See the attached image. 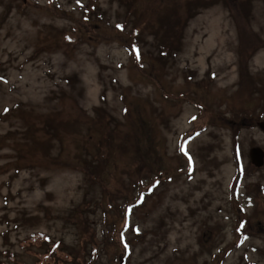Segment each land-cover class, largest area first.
I'll return each mask as SVG.
<instances>
[{
  "label": "rangeland",
  "instance_id": "obj_1",
  "mask_svg": "<svg viewBox=\"0 0 264 264\" xmlns=\"http://www.w3.org/2000/svg\"><path fill=\"white\" fill-rule=\"evenodd\" d=\"M191 1L0 0V264H33L34 232L90 252L85 231L99 242L93 264H264V167L249 158L264 150V2H253L247 34L261 45L246 64L222 0L194 15ZM130 2L146 15L135 22L184 31L163 57V36L146 30L142 71L117 30ZM109 129L127 192L109 188L105 218L85 204L100 183L71 166ZM137 197L127 226L120 207ZM81 210L87 223L71 220ZM111 222L124 253L108 241Z\"/></svg>",
  "mask_w": 264,
  "mask_h": 264
},
{
  "label": "trees",
  "instance_id": "obj_2",
  "mask_svg": "<svg viewBox=\"0 0 264 264\" xmlns=\"http://www.w3.org/2000/svg\"><path fill=\"white\" fill-rule=\"evenodd\" d=\"M255 0H222L223 5L230 10L232 19L236 23V26L238 28V31H240V45L242 46V55L241 58L246 60L249 57L250 51L253 48L259 47L261 45V40L258 41L255 47H253V41L255 39L248 36L247 32L250 30L248 28V24L250 23L251 18H253V2ZM211 5V0H194L192 3V7L190 8L189 14L194 15L202 6H206L207 3ZM264 2V0H263ZM198 5L197 8L194 10L193 6ZM128 10L131 15V17L127 18L125 17L122 22L117 23V30L121 33L127 32L129 36L127 37L128 40H126V46L128 50L131 53L132 59H134V66L137 67L140 71H142V63L144 62L145 58L143 55V46L146 41H142L143 34L146 30L155 28L154 34L155 36L162 35L163 38H161L160 46L162 51L161 55L164 57L167 55L168 50L174 48L175 46L179 45L181 36L184 35V31L182 29V26L177 27V21L172 20L169 24L168 21H165L166 17L161 18V23L153 25V22L151 24L143 22H135L139 20H144L146 15H138V13L134 10V3L130 2L128 4ZM86 15H83V20L86 21V19H91L95 16H99L96 14V8L87 10L85 12ZM149 15V12H147ZM138 15V17H137ZM141 17V19H140ZM167 20V19H166ZM133 22L134 26H131V28H128ZM177 25V26H176ZM119 26V27H118ZM172 33V35L170 34ZM246 35V37H245ZM251 38V40H250ZM74 40V39H73ZM73 42V41H72ZM138 50V52H137ZM145 54H148V50L145 52ZM151 54V53H149ZM152 55V54H151ZM241 59V60H242ZM247 64V60L245 61ZM241 63V65L244 67L243 70V76L244 78H247V65ZM151 67L153 66L152 62L150 63ZM245 71V72H244ZM251 78H249L250 81ZM62 125H67L66 123H63ZM72 126L68 128H62L60 126V139L65 136V134L68 132H72ZM125 138L128 139L127 136ZM88 140V138L86 139ZM114 148H120L122 147L118 144L116 140V132H112V130H107L105 133L101 135L99 138V141L94 144V148L92 151H88L86 155H84V161L81 162L82 159V152L75 157V162L72 164L71 167L73 169L89 176V178L93 182L100 183V187L98 190L101 189L99 192L102 196L99 198L98 201L92 200L90 198V193L87 195V199L85 201L86 209L93 206H98L104 211V215L106 218V213L104 209V203H105V197L106 195L109 196L111 191L115 192H123L126 193L127 189L124 186H119L116 184V178L112 174L113 167L116 164V161L114 160V156L112 155V152ZM81 151V150H80ZM120 151V150H118ZM65 160H58L57 158H54L52 160V164L64 162ZM136 164H139V159L136 157ZM160 176H156V179H159ZM155 182V181H154ZM153 182V183H154ZM111 188L112 190H110ZM144 196H149L148 192L143 193ZM132 200V199H131ZM134 203L131 205H124L121 206V216L124 220L126 219L127 210L129 208H136L141 201H143L142 197H137L133 199ZM114 209V206L113 208ZM137 209V208H136ZM71 220L76 223H87V220L84 219V210L79 211L75 216L71 217ZM121 222V221H119ZM106 223V220H105ZM110 229L108 235L111 237L108 241L112 242V247L117 246L120 251H123L126 249L127 244L125 243V240L123 238V231L114 229L112 222L110 223ZM27 243L31 245L33 250L27 249V253L32 254L35 257V261L33 264H93L94 257L92 256L95 251L97 253L96 247L99 248V242L95 239L94 234L89 236V231H85L82 235V240L85 242H89L92 244V246H88L92 248L90 252H80L77 255L74 253H71L65 245L61 241H54L50 238L49 235L42 233V232H34L32 233L27 239ZM107 241V242H108ZM107 243V244H111ZM93 246H96L93 248ZM94 249V250H93ZM22 262L17 261V264H21Z\"/></svg>",
  "mask_w": 264,
  "mask_h": 264
},
{
  "label": "water",
  "instance_id": "obj_3",
  "mask_svg": "<svg viewBox=\"0 0 264 264\" xmlns=\"http://www.w3.org/2000/svg\"><path fill=\"white\" fill-rule=\"evenodd\" d=\"M250 158L252 164L256 168H262L264 166V151L261 148H253L250 150Z\"/></svg>",
  "mask_w": 264,
  "mask_h": 264
},
{
  "label": "snow or ice",
  "instance_id": "obj_4",
  "mask_svg": "<svg viewBox=\"0 0 264 264\" xmlns=\"http://www.w3.org/2000/svg\"><path fill=\"white\" fill-rule=\"evenodd\" d=\"M119 27V26H118ZM137 52H138V50H137Z\"/></svg>",
  "mask_w": 264,
  "mask_h": 264
}]
</instances>
